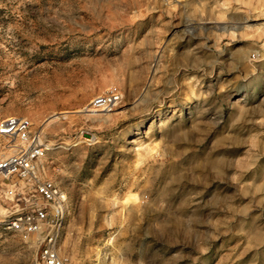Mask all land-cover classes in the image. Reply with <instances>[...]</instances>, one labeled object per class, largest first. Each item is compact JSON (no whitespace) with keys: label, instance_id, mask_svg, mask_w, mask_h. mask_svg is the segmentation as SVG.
Masks as SVG:
<instances>
[{"label":"rangeland","instance_id":"obj_1","mask_svg":"<svg viewBox=\"0 0 264 264\" xmlns=\"http://www.w3.org/2000/svg\"><path fill=\"white\" fill-rule=\"evenodd\" d=\"M10 116L48 145L69 264H264V0H0Z\"/></svg>","mask_w":264,"mask_h":264},{"label":"built area","instance_id":"obj_2","mask_svg":"<svg viewBox=\"0 0 264 264\" xmlns=\"http://www.w3.org/2000/svg\"><path fill=\"white\" fill-rule=\"evenodd\" d=\"M120 101L121 93L112 87L93 98L88 110L111 112ZM0 146L9 151L0 155V241L35 239L39 264H69L57 247L67 198L44 174L47 143L27 118L10 116L0 120Z\"/></svg>","mask_w":264,"mask_h":264},{"label":"bare ground","instance_id":"obj_3","mask_svg":"<svg viewBox=\"0 0 264 264\" xmlns=\"http://www.w3.org/2000/svg\"><path fill=\"white\" fill-rule=\"evenodd\" d=\"M85 112H91V113H89V114H91V115H95L96 114V112H93V111H90V110H86ZM54 118H56V117H51L50 118V120H49V122L52 120V119H54Z\"/></svg>","mask_w":264,"mask_h":264}]
</instances>
